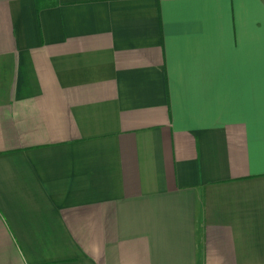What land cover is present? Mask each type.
I'll return each mask as SVG.
<instances>
[{
  "label": "crops",
  "instance_id": "0c3cea01",
  "mask_svg": "<svg viewBox=\"0 0 264 264\" xmlns=\"http://www.w3.org/2000/svg\"><path fill=\"white\" fill-rule=\"evenodd\" d=\"M0 264H264V0H0Z\"/></svg>",
  "mask_w": 264,
  "mask_h": 264
}]
</instances>
